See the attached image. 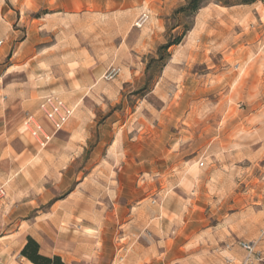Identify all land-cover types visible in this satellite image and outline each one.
Segmentation results:
<instances>
[{
    "label": "rangeland",
    "instance_id": "374dc122",
    "mask_svg": "<svg viewBox=\"0 0 264 264\" xmlns=\"http://www.w3.org/2000/svg\"><path fill=\"white\" fill-rule=\"evenodd\" d=\"M187 1L85 0L69 12L61 0H0L8 117L19 91L37 105L56 94L74 110L46 148L28 139L31 187L48 192L40 211L77 190L102 208L58 228L60 238L98 233L110 253L125 234L128 253L170 247L164 264H219L239 241L264 254V0L175 15ZM16 140L5 134L15 151ZM117 189L130 215L119 223Z\"/></svg>",
    "mask_w": 264,
    "mask_h": 264
},
{
    "label": "crops",
    "instance_id": "0c3cea01",
    "mask_svg": "<svg viewBox=\"0 0 264 264\" xmlns=\"http://www.w3.org/2000/svg\"><path fill=\"white\" fill-rule=\"evenodd\" d=\"M61 2L66 11L72 12L82 6L85 0H61ZM221 8L227 10L233 7ZM50 95L56 94L49 93L42 96L39 103ZM16 97L20 98V101L16 102L17 108L10 117H8L3 98H0V188L4 191V196L0 198V264H30L20 256L27 237H31L38 243L41 255L59 256L64 264H164V256L167 255L170 247L164 248L160 255L153 254L152 249L142 247L128 253V248L122 244V241L128 238L125 234L119 239H116L115 235L112 236L110 253L102 250L106 246H102L103 237L98 233L95 236L66 235L65 238H60L58 228L77 224L75 220L84 218L85 209L101 210L102 208L95 206V196L92 195L90 199L83 191L77 190L66 193L60 203L52 205L48 214L40 211V206L45 203L44 199L48 196V192H36V187H31V176H35L31 161L35 158L32 157L33 160H31V149H28V144L31 143L28 139H32L37 147L40 146L24 129L23 120L27 114H32L47 133H50V128L38 112L39 103L37 105V102L31 101L30 91L26 96L19 91ZM11 132L18 140L15 141L17 151L13 150L10 141L4 143L5 134ZM53 140H57L56 136L40 148H46ZM25 152L28 153L25 154ZM117 191H114L113 198L110 200L111 207H109L111 212L124 211L123 215L116 214V223H119L120 217L121 220H125L130 215L128 208L125 207L127 204H124L128 201L127 197L122 193V189ZM96 203H101L104 208L109 204H104L103 201L97 202V200ZM58 211L60 214L57 213ZM123 226L130 227V223ZM229 254L234 260L233 264H239L246 257V253L240 249L239 252L236 250V253L235 249H232ZM120 258H122L121 262L118 261ZM222 261L223 259L219 263Z\"/></svg>",
    "mask_w": 264,
    "mask_h": 264
},
{
    "label": "built area",
    "instance_id": "2783aa9c",
    "mask_svg": "<svg viewBox=\"0 0 264 264\" xmlns=\"http://www.w3.org/2000/svg\"><path fill=\"white\" fill-rule=\"evenodd\" d=\"M148 20V15L143 13L135 24L140 28ZM1 44V42H0ZM119 70L113 69L107 74L106 79L111 80ZM38 112L41 118L50 128V133L44 130L43 125L34 117L27 114L23 120V127L34 138L40 147H44L52 137L63 129L66 123L73 115V109L64 102L58 95H50L41 100L38 105ZM201 166H203L201 164ZM4 196V191L0 188V198ZM238 247L246 253V257L239 264H264V254L255 250V245L251 242L239 241ZM229 248V246H227ZM122 261V258L118 260ZM234 260L230 257H224L219 264H233Z\"/></svg>",
    "mask_w": 264,
    "mask_h": 264
},
{
    "label": "trees",
    "instance_id": "16d2710c",
    "mask_svg": "<svg viewBox=\"0 0 264 264\" xmlns=\"http://www.w3.org/2000/svg\"><path fill=\"white\" fill-rule=\"evenodd\" d=\"M210 0H188L186 5L175 11V15L183 14L186 17L195 16V14ZM260 0H216L217 4L222 7L229 8L239 5H250ZM189 29H185L181 35L174 36L172 39H167L164 45L157 49L158 60H164L169 53L168 49L174 45L180 44L185 33ZM20 256L26 259L30 264H64L59 256H44L39 252L38 243L31 237L26 238V242L20 251Z\"/></svg>",
    "mask_w": 264,
    "mask_h": 264
}]
</instances>
